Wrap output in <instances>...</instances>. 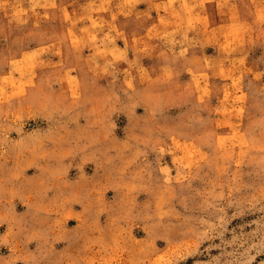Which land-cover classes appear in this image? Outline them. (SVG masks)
Masks as SVG:
<instances>
[{
	"label": "rangeland",
	"instance_id": "obj_1",
	"mask_svg": "<svg viewBox=\"0 0 264 264\" xmlns=\"http://www.w3.org/2000/svg\"><path fill=\"white\" fill-rule=\"evenodd\" d=\"M0 264H264V0H0Z\"/></svg>",
	"mask_w": 264,
	"mask_h": 264
}]
</instances>
